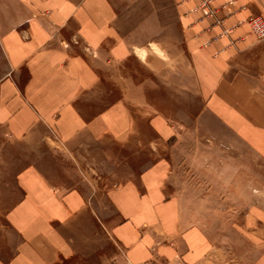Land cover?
Instances as JSON below:
<instances>
[{
	"label": "crops",
	"instance_id": "1",
	"mask_svg": "<svg viewBox=\"0 0 264 264\" xmlns=\"http://www.w3.org/2000/svg\"><path fill=\"white\" fill-rule=\"evenodd\" d=\"M201 1L175 0L172 77L123 36L113 0H0V264L202 262L170 117L189 93L196 125L264 164V41L247 23L264 0H210L211 18Z\"/></svg>",
	"mask_w": 264,
	"mask_h": 264
},
{
	"label": "rangeland",
	"instance_id": "2",
	"mask_svg": "<svg viewBox=\"0 0 264 264\" xmlns=\"http://www.w3.org/2000/svg\"><path fill=\"white\" fill-rule=\"evenodd\" d=\"M113 2L116 24L129 43L151 48L154 64L164 61L170 76H177L184 54L175 0ZM202 2L197 8L201 13ZM186 76H191L188 69ZM171 91L169 96L159 95L158 103L168 104L178 95ZM160 106L156 107L162 109ZM177 109L170 119L176 128L182 125L176 141L183 145L172 148V154L176 163L181 161L176 177L183 186L182 198L201 231L204 258L200 264H252L264 251V164L214 121L203 117L202 125H196V118L190 115L195 109L191 94H187L186 111L178 113ZM186 159L191 163L184 166Z\"/></svg>",
	"mask_w": 264,
	"mask_h": 264
},
{
	"label": "built area",
	"instance_id": "3",
	"mask_svg": "<svg viewBox=\"0 0 264 264\" xmlns=\"http://www.w3.org/2000/svg\"><path fill=\"white\" fill-rule=\"evenodd\" d=\"M210 0H203L201 8H202V14L204 18H211L215 15L216 10H213L211 8ZM226 9V7H225ZM247 23L250 25L253 33L255 36L261 40L264 41V18L260 16L251 17Z\"/></svg>",
	"mask_w": 264,
	"mask_h": 264
}]
</instances>
